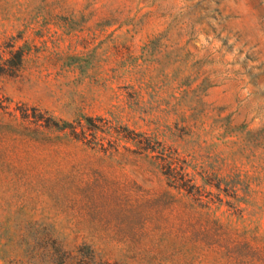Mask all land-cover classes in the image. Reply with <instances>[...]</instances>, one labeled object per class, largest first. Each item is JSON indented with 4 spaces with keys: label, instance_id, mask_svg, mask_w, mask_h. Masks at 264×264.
Wrapping results in <instances>:
<instances>
[{
    "label": "rangeland",
    "instance_id": "obj_1",
    "mask_svg": "<svg viewBox=\"0 0 264 264\" xmlns=\"http://www.w3.org/2000/svg\"><path fill=\"white\" fill-rule=\"evenodd\" d=\"M0 264H264V0H0Z\"/></svg>",
    "mask_w": 264,
    "mask_h": 264
},
{
    "label": "trees",
    "instance_id": "obj_2",
    "mask_svg": "<svg viewBox=\"0 0 264 264\" xmlns=\"http://www.w3.org/2000/svg\"><path fill=\"white\" fill-rule=\"evenodd\" d=\"M20 59H21V56H20ZM170 159L172 162L169 165L170 176H168V178L170 180L172 178L171 181L173 183V185L170 184V186L173 187L174 189H177L178 191L183 190V191L187 192L188 194H193L194 193L193 190H189V189H191L192 186H189V184H187L189 180L186 178V174L184 172L180 173L179 177L173 176V171L175 170L173 165H174V163H178L181 160L178 158H175L173 156H170ZM183 164H186V162L183 161ZM183 170H184V168H183Z\"/></svg>",
    "mask_w": 264,
    "mask_h": 264
}]
</instances>
